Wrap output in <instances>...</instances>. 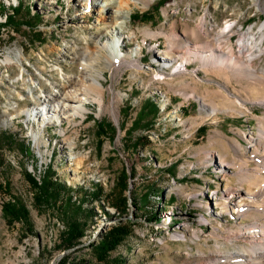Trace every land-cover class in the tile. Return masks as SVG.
I'll return each mask as SVG.
<instances>
[{
	"label": "rangeland",
	"instance_id": "rangeland-1",
	"mask_svg": "<svg viewBox=\"0 0 264 264\" xmlns=\"http://www.w3.org/2000/svg\"><path fill=\"white\" fill-rule=\"evenodd\" d=\"M91 1L0 0L8 13L24 6L1 35L0 59L11 62L0 63V183L8 181L11 192L0 191V264H62L66 256L84 264H212L206 256L246 252L247 244H232L226 232L264 217L241 218L226 205V194L253 188L237 169L219 163L236 162L255 174L264 155V91L207 72L192 47L222 34L223 50L237 54L240 34L251 28L258 34L264 25V0H151L147 6L129 0L124 22L110 31L115 35L104 31L118 0H95L93 9ZM30 13L38 17L29 27ZM203 21L207 39L195 42L192 31ZM230 23L234 31L223 35ZM171 35L188 49L172 51ZM108 55L132 59L141 70L114 73ZM172 56L178 60L167 63ZM184 58L187 71L172 75ZM256 67L264 75V55ZM86 71L105 86L104 112L89 97L86 119L43 121L42 104L74 90ZM222 95L244 104L230 109ZM3 135L14 140L4 142ZM25 142L29 153L21 150ZM47 165L63 185L51 205L37 199L26 178L31 172L40 181ZM12 198L27 208L29 225L4 214ZM74 223L85 236L64 251L63 234ZM119 226L128 235L101 254L96 248Z\"/></svg>",
	"mask_w": 264,
	"mask_h": 264
},
{
	"label": "bare ground",
	"instance_id": "bare-ground-1",
	"mask_svg": "<svg viewBox=\"0 0 264 264\" xmlns=\"http://www.w3.org/2000/svg\"><path fill=\"white\" fill-rule=\"evenodd\" d=\"M134 1L137 6H140L141 4L147 6L151 2V0ZM118 3L119 4L113 8L111 16H107V18L114 21L105 27L104 33H108V35H115V33H117L116 30L113 32L110 31L119 28L124 22H121V20H123L122 18L125 16V7H129L131 2L129 3V0H118ZM105 4L107 5L109 2H105ZM91 5L92 9L93 7H97V1H91ZM84 8L88 9V11L90 9L89 5L84 6ZM234 27L235 23H230L227 27V31H223V35L227 32L228 34L233 32ZM142 32L146 35L152 34V31L149 28L143 29ZM192 35L196 39L195 42L207 39L205 21L192 31ZM223 39L224 36L219 34L211 41L207 40L198 46L192 47L195 56L201 63V67L207 72L212 71L218 76L224 77L226 81H230V76L236 80L246 79L248 84H251L255 90L263 92L264 75L259 74V69L256 67V59L262 58L264 55V25L261 27L258 34L254 33L252 28L248 32L240 34L237 54L229 55L223 50ZM195 42L193 44H196ZM168 46L172 51L188 47V45L176 40L173 35L169 36ZM97 52L100 54L102 51L98 50ZM163 54V57H169L166 53ZM177 60V57L172 56L170 60H166V62L172 64ZM107 61L110 63V67L114 73L120 71L124 67L135 68L138 71L141 70L138 66H136L137 63L135 61L132 59L124 60V56L121 58H114L113 55H108ZM3 62L10 63L11 60L8 57H6L5 61L0 59V63ZM176 68L177 70L172 75L186 72L188 69L187 58L183 59V63H177ZM223 74H225L227 78ZM158 76H163V74H158ZM166 77L168 76H165L164 79ZM72 87L75 89L72 91L69 89L70 91L60 92L58 96H53L52 98L46 100V103L44 102L42 104L46 112V114L43 115V121H50L51 124H55L56 122H59V119H70L71 117L74 119L75 116H80L83 120L86 119L88 108L84 101L88 100L89 97H93V100L100 106L101 113L104 112L106 91L105 86L100 79L94 78L86 71L84 76L73 83ZM80 93L86 97L79 98ZM223 96L225 105L230 109L238 110L244 104V100L240 98L233 100L227 95H222V97ZM46 98L48 97L46 96ZM199 100L202 105H204L205 102L203 99L199 97ZM262 104L264 105V102H262ZM216 109L218 110L217 105L213 106V113ZM114 115L118 120V116L115 111ZM65 140L67 141V144L72 145L74 139L66 138ZM219 164L224 166L229 165L227 168L230 167L237 169L236 173L238 175H243L242 181L245 182L244 184L249 183L250 187L253 188V191H250L244 189V186H241L236 191L226 194L227 197L225 199L228 201L226 205L230 206L234 212L237 211L241 218L246 217L253 212H257L260 216L263 215L264 217V155L259 160V167L253 175H250L251 172L248 171L244 165H236V162H234V164L233 162L226 163L221 159ZM239 190L244 191L239 192ZM232 195L239 196L236 202H233L234 199L231 198ZM242 196H245L247 202ZM237 229L238 230L233 228L229 229V235L226 232L227 238L225 239L232 242V244L244 242L248 246L246 252H234L229 255H224L223 252H219L218 254L206 256V260H212V264H264V218L262 220H254L247 225H239Z\"/></svg>",
	"mask_w": 264,
	"mask_h": 264
},
{
	"label": "trees",
	"instance_id": "trees-1",
	"mask_svg": "<svg viewBox=\"0 0 264 264\" xmlns=\"http://www.w3.org/2000/svg\"><path fill=\"white\" fill-rule=\"evenodd\" d=\"M23 4L19 3L17 6H15L12 9V13H8V11L5 10L3 5H0V19L2 17H5V22H2L0 20V47H1V35L2 31L8 27L11 23H13L14 19L16 16L19 15V13L23 9ZM37 15L31 14L29 15V18L27 19V26H33L32 21L33 19H37ZM32 20V21H31ZM2 141L10 143L13 138H11V135L6 137L3 135L1 137ZM3 142V143H4ZM1 141H0V146H1ZM16 144V143H15ZM21 150H23L25 153H29L31 150V143H22ZM52 167L48 166L46 167L44 171V176L43 178L39 181L36 178V175L32 174L31 172L26 173V178L30 182V184L34 187L36 190V196L37 199L40 200V202H44L47 205H51L52 203H56L57 200L61 197V193L63 192V185L61 182V179L59 178L58 174L54 173L52 171ZM52 173V174H51ZM122 186L124 187V190L128 188V176L125 174L122 177ZM59 189V192L57 190ZM0 191L4 193H8V195L11 192L10 188V183L8 181L5 182V184L0 183ZM4 214L6 215L9 220L12 222H24L25 224H30L29 223V212L27 208L25 207L24 204H22L20 201H18L16 198H12L8 202L4 204L3 207ZM153 221H158V219L154 218ZM71 228L68 229L65 234H63L62 238V247H65L64 251H69L72 249L77 248L80 246V240L85 236V231L81 227H76L75 223L73 226H70ZM128 235L127 230L122 227H115L113 228L107 235L104 236L103 240L100 242L98 248L101 250V254L103 250H112L115 249L124 239L125 236ZM102 256V255H101ZM70 257L66 256L63 260L62 264H84V263H78V262H73L69 261ZM86 264V263H85Z\"/></svg>",
	"mask_w": 264,
	"mask_h": 264
}]
</instances>
